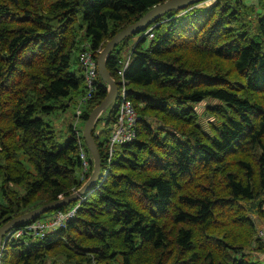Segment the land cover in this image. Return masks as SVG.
I'll list each match as a JSON object with an SVG mask.
<instances>
[{
    "label": "trees",
    "instance_id": "obj_1",
    "mask_svg": "<svg viewBox=\"0 0 264 264\" xmlns=\"http://www.w3.org/2000/svg\"><path fill=\"white\" fill-rule=\"evenodd\" d=\"M163 1L0 0V226L81 186L83 129L68 125L60 142L43 116L85 93L84 44L96 61L106 41ZM203 2L155 19L152 38L129 46L137 33L113 48L105 65L117 98L92 130L99 179L8 229L76 207L41 238L6 240L1 264H262L248 256L264 251V0ZM127 47L125 98L138 118L134 138L109 157ZM95 79L84 123L106 95L98 70ZM204 99L215 101L201 114L207 129L195 108Z\"/></svg>",
    "mask_w": 264,
    "mask_h": 264
},
{
    "label": "water",
    "instance_id": "obj_2",
    "mask_svg": "<svg viewBox=\"0 0 264 264\" xmlns=\"http://www.w3.org/2000/svg\"><path fill=\"white\" fill-rule=\"evenodd\" d=\"M206 0H165L161 3H158L146 11L137 21L132 24L127 25L125 28L113 35L111 39L106 41L104 46L98 53L96 58V66L98 74L101 79L106 83L107 91L104 99L96 105L88 114L87 119L84 123L83 128V138L86 144V147L92 157V171L86 181L74 192L70 193L67 196L58 198L57 200L44 203L30 211H27L23 214L14 217L13 219L7 221L0 226V249L2 245V239L5 232L11 227L34 220L36 217L42 213L55 209L61 204L68 203L70 201H75L83 196L99 179L100 174V157L92 137L93 127L99 117V115L108 109L117 98V85L115 80L109 75L105 61L108 55L111 53L113 48L120 43L124 38L130 35H136L140 31L144 30L148 25L154 22L158 17L163 16L169 11L178 10L185 8L187 6L193 5Z\"/></svg>",
    "mask_w": 264,
    "mask_h": 264
},
{
    "label": "built area",
    "instance_id": "obj_3",
    "mask_svg": "<svg viewBox=\"0 0 264 264\" xmlns=\"http://www.w3.org/2000/svg\"><path fill=\"white\" fill-rule=\"evenodd\" d=\"M154 26L155 24L148 25L147 29L142 33V35L138 39H141L142 37H145L146 40L152 38L153 37L152 29L154 28ZM131 49H132L131 47L126 48L125 58H123V60L120 62L121 67L117 70V75H119V77L121 78V90H120L121 98L119 99L115 127L108 138L109 157L111 156L113 147L115 145L129 142L134 138L135 135L134 128L138 115L136 110L133 108L131 102L125 98L126 92H125V80H124V71L129 63ZM78 61L82 68V74L85 84V93L81 95L78 99L77 108L75 110L76 119L81 114L80 104L85 103L91 97L92 91L95 89L97 66L93 53L90 50L88 44L83 45L81 51L78 54ZM78 157L81 161V171L78 176V181L82 185L87 179L85 177L90 169L89 159L92 160V157L91 155L90 157L87 156V154L85 153L82 147H80ZM75 209L76 207H74L73 209L67 212L58 211L52 214L51 217L46 221H40V220L32 221L19 227L15 231L14 230L9 231L7 234H5V237H3L2 244L6 240L15 239L24 235H28V236L31 235L34 237L41 238L48 230L63 226L65 220L73 216ZM258 237L264 240V224L258 228ZM2 248L3 246L0 249V253Z\"/></svg>",
    "mask_w": 264,
    "mask_h": 264
},
{
    "label": "rangeland",
    "instance_id": "obj_4",
    "mask_svg": "<svg viewBox=\"0 0 264 264\" xmlns=\"http://www.w3.org/2000/svg\"><path fill=\"white\" fill-rule=\"evenodd\" d=\"M213 0H206L204 1L202 4L204 5H208L210 2H212ZM246 2H254L255 4L258 3L259 5L262 4L263 0H245ZM142 35V33H138L133 39H131L129 41V46H131L134 42H136V40H138V38ZM126 49H124L121 52V55L123 58H125V54H126ZM77 52L73 53L71 55V66H70V70L74 69L75 64L77 63ZM82 88H80L81 90ZM72 95H69V97H71ZM69 98L65 99L63 102H67ZM214 100L211 99H204L203 101L195 104V108L197 110V112L199 113V115L201 116L200 121L202 122V125L205 127V129H207V119L208 116L204 115L202 116V111L203 109L211 103H214ZM66 107L61 110V109H57L56 111H54L51 114L48 115H44L43 116V120L45 121V123L51 125L53 127V129L55 130L56 136L58 138V140L60 142H64L67 138V128L68 125H75V128L78 130H81L84 128V122L82 119H76L75 118V110L77 108V105L75 104V98H72V100L70 101V104L66 103ZM80 108L81 110H85V103L80 104ZM102 127V123L99 122L97 123L96 126V130H100ZM103 139V136L99 137V141H101ZM117 145L114 146L115 149H117ZM21 160L23 161V163L25 164L26 168L30 171H32V166L26 162L23 158H21ZM78 189V188H77ZM77 189H74V191H76ZM73 191V192H74ZM81 198V197H80ZM257 236H258V232H257ZM21 240L25 241L26 243H33V242H37L38 240H36L35 238H29V237H21ZM254 244V243H252ZM251 260H256V261H261L262 264H264V251L263 252H253L251 254H249L248 256ZM66 264V263H65Z\"/></svg>",
    "mask_w": 264,
    "mask_h": 264
},
{
    "label": "crops",
    "instance_id": "obj_5",
    "mask_svg": "<svg viewBox=\"0 0 264 264\" xmlns=\"http://www.w3.org/2000/svg\"><path fill=\"white\" fill-rule=\"evenodd\" d=\"M252 3H254V2H252Z\"/></svg>",
    "mask_w": 264,
    "mask_h": 264
}]
</instances>
